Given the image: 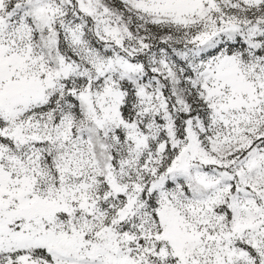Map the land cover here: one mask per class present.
<instances>
[{"label":"snow or ice","instance_id":"snow-or-ice-1","mask_svg":"<svg viewBox=\"0 0 264 264\" xmlns=\"http://www.w3.org/2000/svg\"><path fill=\"white\" fill-rule=\"evenodd\" d=\"M0 264H264V0H0Z\"/></svg>","mask_w":264,"mask_h":264}]
</instances>
